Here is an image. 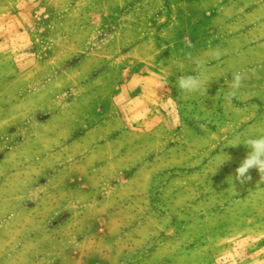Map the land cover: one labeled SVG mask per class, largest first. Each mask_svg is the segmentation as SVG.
Returning a JSON list of instances; mask_svg holds the SVG:
<instances>
[{
	"label": "rangeland",
	"instance_id": "1",
	"mask_svg": "<svg viewBox=\"0 0 264 264\" xmlns=\"http://www.w3.org/2000/svg\"><path fill=\"white\" fill-rule=\"evenodd\" d=\"M261 134L264 0H0V264H264Z\"/></svg>",
	"mask_w": 264,
	"mask_h": 264
},
{
	"label": "clouds",
	"instance_id": "2",
	"mask_svg": "<svg viewBox=\"0 0 264 264\" xmlns=\"http://www.w3.org/2000/svg\"><path fill=\"white\" fill-rule=\"evenodd\" d=\"M189 48L193 45L189 44ZM212 59L219 60L221 52L218 50L210 51L207 53ZM185 59L194 66H197L198 72L196 75H186L182 76L177 81L178 88L187 93H196L201 90L204 93L207 92V87L209 80L202 79V72L200 69L203 68V62L195 57L191 52L187 53ZM254 72V70H252ZM247 73L244 72H234L232 74V79L229 83L230 90L225 93L224 99L226 102L231 103L232 100L237 96V92L242 87V83L247 79ZM167 85L166 82L160 84V88H163ZM244 144L250 151L247 153L246 157L242 160L240 165L235 169L234 179L239 182L241 185L245 184L247 181L251 180V176L248 174L250 169H257L260 173V177L264 178V134L247 137L242 142L236 144H226L225 146H237L239 144ZM229 159V158H228ZM227 159V160H228ZM225 160V161H227ZM224 161V162H225ZM223 162V163H224Z\"/></svg>",
	"mask_w": 264,
	"mask_h": 264
}]
</instances>
